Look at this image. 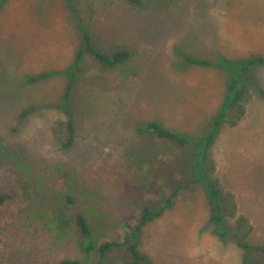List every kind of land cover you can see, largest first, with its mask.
I'll use <instances>...</instances> for the list:
<instances>
[{
  "label": "rangeland",
  "instance_id": "374dc122",
  "mask_svg": "<svg viewBox=\"0 0 264 264\" xmlns=\"http://www.w3.org/2000/svg\"><path fill=\"white\" fill-rule=\"evenodd\" d=\"M141 2L0 0V194L14 196L0 208V264H126L134 244L152 264H264V62L224 64L264 61V0ZM86 34L131 57L103 65ZM233 80L246 86L241 107L200 148L198 173L223 192L216 225L193 146L140 131L157 122L202 143ZM179 187L173 208L127 239ZM81 214L97 246L127 244L86 252Z\"/></svg>",
  "mask_w": 264,
  "mask_h": 264
},
{
  "label": "trees",
  "instance_id": "16d2710c",
  "mask_svg": "<svg viewBox=\"0 0 264 264\" xmlns=\"http://www.w3.org/2000/svg\"><path fill=\"white\" fill-rule=\"evenodd\" d=\"M6 0H3V2ZM70 1V0H69ZM130 3H133L135 5L142 6L141 0H128ZM72 3H69L70 6ZM85 41L87 43L88 48L91 52H93V55L95 58L100 61L103 65L113 68L118 65L123 64L129 58L131 57L130 53L127 51H120L113 54H105L103 52L97 51L92 47V44L90 42V39L88 38V35H85ZM190 64H197L199 66H210L211 63L208 61H201V60H195V59H188ZM262 59H251L248 62H237L232 63L230 61H225L224 64L228 65L230 64L231 67H242L243 71H247L248 67H251L256 64H263ZM240 81L239 80H233L232 85L229 89L230 96L226 99V103L223 106L222 111L218 115V117L215 119V121L212 124V127L205 136L204 141L202 143L199 141H194V139L188 137L187 135H184L182 133H179L177 131L171 130L164 125L154 122L151 124H148L144 128L141 129V133L147 132L152 134L153 136H156L160 139H165L167 141H170L177 146H193V155H192V169L196 175V177L193 179V183H198L199 181L204 180L205 187L207 189L208 195H209V204L213 213V216L211 218V222L219 225L221 224L223 220V213H225V210L222 209V201H223V192L219 186L218 181H213L210 179L202 178L201 175L198 173V170L200 168V154L203 156L202 152L200 151L201 145H204L206 148L210 147L217 135V130L221 127L223 122L227 119V116L229 115L230 111L234 107H241L239 103L244 100V96L247 93L246 86L242 84V87H240ZM239 105V106H238ZM35 109L29 108L28 110H25L22 113V116H28L30 113H32ZM69 138L67 143L65 144V148L70 147L74 142V129L71 124H69ZM180 187L177 188L165 201V203L161 204L160 206L156 208H147L145 209L140 218L138 223L135 226H130L128 229L129 231L126 234L127 239H130L131 237H134L137 239V236L141 232V230L150 222L154 221L155 219H158L162 217L166 211L173 208L174 203L173 199L177 197ZM14 201V196L12 194H0V208H3L5 206H8L11 202ZM19 208L22 207V204L18 206ZM43 218L46 217L49 220V224L46 223V227L52 229L53 227L50 225H55L56 227L60 226L61 220H56L55 216L47 217L45 213L41 215ZM16 217V213H13L11 216V219H14ZM40 217V215H38ZM10 219V218H9ZM8 220V219H7ZM44 220V219H43ZM77 226L78 229L83 236L84 240L86 241V248L84 249L86 252H91L94 250H98L102 257H104L107 253L111 252L115 248H120L123 245H126L128 240L124 243H118V242H107L103 243L100 246H97V235H96V229L92 228L89 221L85 218V216L78 215L77 217ZM60 234V232H59ZM225 235V233H224ZM240 246L247 248L246 244H243L239 242ZM132 260H130L126 264H152L151 261L148 259L147 256L143 255L137 248V245H131L129 247ZM62 264H82L79 261H71V260H65L62 262Z\"/></svg>",
  "mask_w": 264,
  "mask_h": 264
}]
</instances>
